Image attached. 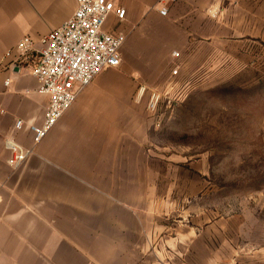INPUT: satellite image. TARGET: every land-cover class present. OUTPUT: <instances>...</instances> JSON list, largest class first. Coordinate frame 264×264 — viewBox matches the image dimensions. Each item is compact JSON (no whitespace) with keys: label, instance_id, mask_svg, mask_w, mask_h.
I'll use <instances>...</instances> for the list:
<instances>
[{"label":"crops","instance_id":"0c3cea01","mask_svg":"<svg viewBox=\"0 0 264 264\" xmlns=\"http://www.w3.org/2000/svg\"><path fill=\"white\" fill-rule=\"evenodd\" d=\"M118 5L125 19L111 15L106 30L126 38L120 67L96 77L15 171L5 139L29 146L27 126L44 121L48 98L25 68L9 67L5 54L24 37L41 49L72 16L76 0H0V264H214L221 258L222 247L213 253L214 244L191 232L190 223L174 234L176 192L159 188L168 178L158 177L148 147L153 119L146 104L154 93L174 99L205 86L211 75L238 77L264 64V0ZM19 120L25 126L16 132Z\"/></svg>","mask_w":264,"mask_h":264},{"label":"rangeland","instance_id":"374dc122","mask_svg":"<svg viewBox=\"0 0 264 264\" xmlns=\"http://www.w3.org/2000/svg\"><path fill=\"white\" fill-rule=\"evenodd\" d=\"M147 106L148 147L158 177L168 178L159 188L176 192L174 234L188 222L213 253L222 247L214 264H264V64L238 77L211 75L153 113Z\"/></svg>","mask_w":264,"mask_h":264},{"label":"built area","instance_id":"2783aa9c","mask_svg":"<svg viewBox=\"0 0 264 264\" xmlns=\"http://www.w3.org/2000/svg\"><path fill=\"white\" fill-rule=\"evenodd\" d=\"M159 14L165 17L167 10L162 8ZM111 15L118 20L125 19L126 11L118 5V0H76L72 16L43 39L41 49H37L30 37H24L5 54L4 59L10 60L9 67L25 68L38 80L39 94L48 98L44 121L27 126L31 137L29 146L12 137L5 139L9 166L13 170H21L35 155L37 146L96 77L103 71L120 67V50L126 38L106 30ZM178 57V53L172 54L173 59ZM178 67L174 65L173 76H177ZM164 101L172 99L167 94L154 93L147 108L153 113ZM24 126L23 121H16L14 131H22Z\"/></svg>","mask_w":264,"mask_h":264}]
</instances>
